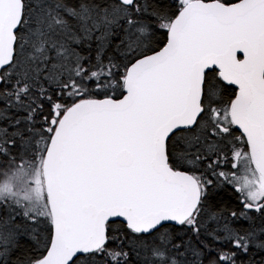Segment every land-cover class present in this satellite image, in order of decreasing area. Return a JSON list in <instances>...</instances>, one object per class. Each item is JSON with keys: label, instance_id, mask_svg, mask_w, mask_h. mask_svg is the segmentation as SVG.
Wrapping results in <instances>:
<instances>
[{"label": "snow or ice", "instance_id": "6c2138e0", "mask_svg": "<svg viewBox=\"0 0 264 264\" xmlns=\"http://www.w3.org/2000/svg\"><path fill=\"white\" fill-rule=\"evenodd\" d=\"M0 264H264V0H0Z\"/></svg>", "mask_w": 264, "mask_h": 264}]
</instances>
